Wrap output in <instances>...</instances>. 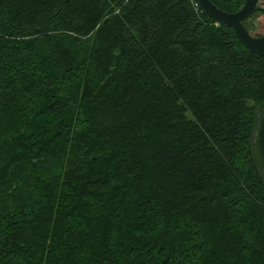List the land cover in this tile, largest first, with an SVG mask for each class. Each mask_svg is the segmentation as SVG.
<instances>
[{"label":"trees","instance_id":"obj_1","mask_svg":"<svg viewBox=\"0 0 264 264\" xmlns=\"http://www.w3.org/2000/svg\"><path fill=\"white\" fill-rule=\"evenodd\" d=\"M263 102L197 0H0V264H264Z\"/></svg>","mask_w":264,"mask_h":264},{"label":"water","instance_id":"obj_2","mask_svg":"<svg viewBox=\"0 0 264 264\" xmlns=\"http://www.w3.org/2000/svg\"><path fill=\"white\" fill-rule=\"evenodd\" d=\"M259 0H244L235 12L220 9L211 0H197L209 17L224 27L232 28L243 46L251 53L264 56V33L251 34L244 26V21L254 13H264V7L257 5ZM251 151L253 159L264 178V102L255 111L254 127L251 134Z\"/></svg>","mask_w":264,"mask_h":264},{"label":"rangeland","instance_id":"obj_3","mask_svg":"<svg viewBox=\"0 0 264 264\" xmlns=\"http://www.w3.org/2000/svg\"><path fill=\"white\" fill-rule=\"evenodd\" d=\"M260 6L264 7V0L260 1ZM250 33L259 34L264 33V14H257L249 20Z\"/></svg>","mask_w":264,"mask_h":264},{"label":"flooded vegetation","instance_id":"obj_4","mask_svg":"<svg viewBox=\"0 0 264 264\" xmlns=\"http://www.w3.org/2000/svg\"><path fill=\"white\" fill-rule=\"evenodd\" d=\"M260 1H261V0L258 1V4H257V5H260ZM257 14H264V13H260V12L257 13V12H256V13H254L252 16H257Z\"/></svg>","mask_w":264,"mask_h":264}]
</instances>
